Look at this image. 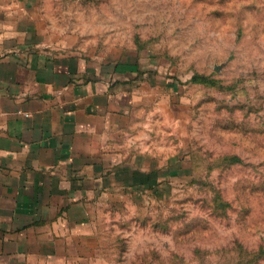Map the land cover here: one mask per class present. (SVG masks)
Instances as JSON below:
<instances>
[{
  "label": "rangeland",
  "instance_id": "1",
  "mask_svg": "<svg viewBox=\"0 0 264 264\" xmlns=\"http://www.w3.org/2000/svg\"><path fill=\"white\" fill-rule=\"evenodd\" d=\"M45 2L82 52L158 82L135 111L153 158L105 216L120 264H264V0Z\"/></svg>",
  "mask_w": 264,
  "mask_h": 264
},
{
  "label": "crops",
  "instance_id": "2",
  "mask_svg": "<svg viewBox=\"0 0 264 264\" xmlns=\"http://www.w3.org/2000/svg\"><path fill=\"white\" fill-rule=\"evenodd\" d=\"M45 3L0 0V264H120L105 216L153 158L135 111L158 82L82 52Z\"/></svg>",
  "mask_w": 264,
  "mask_h": 264
}]
</instances>
